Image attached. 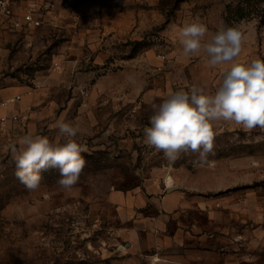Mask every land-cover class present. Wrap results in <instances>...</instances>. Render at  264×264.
Segmentation results:
<instances>
[{
    "label": "rangeland",
    "instance_id": "rangeland-1",
    "mask_svg": "<svg viewBox=\"0 0 264 264\" xmlns=\"http://www.w3.org/2000/svg\"><path fill=\"white\" fill-rule=\"evenodd\" d=\"M13 1L21 5L49 1L59 21L50 20L30 32L0 24V98L15 93L51 96L43 103L54 106L46 120L48 130H58L54 124L61 118L80 130L98 132L76 137L86 149L81 153L86 166L76 185L62 188L57 183L59 169L49 167L41 171L40 187L29 191L15 176L9 147L27 134L26 123L2 121L8 114L0 116V264H153V257H159L156 264H204V252L198 244L190 253L183 246L159 250L152 241L141 250L132 249L133 239L122 229L134 226V222L122 221L124 208L116 196L141 185L144 175L155 167L173 164L194 169L200 165L193 163L197 154H182L169 163L162 152L144 143L143 129L150 126L153 114L151 104L159 103L180 81L191 86L200 81L197 63L204 62V71L210 72L204 86L218 82L219 87L222 83V66L210 67L203 50L198 56L182 55L176 42L179 29L198 19L209 30L207 39L222 24L236 26L244 35L240 61L264 60V0ZM94 38L101 50L109 52L107 68L99 73H113L114 84L112 89L100 87L96 91L100 97L95 123L88 111L79 115L81 103L63 102L67 96L94 93L89 80L79 85L72 69L56 75L60 63L79 61L82 69L89 70ZM160 53L166 55L164 61L158 57ZM186 86L177 90H188ZM66 105L70 109L61 116ZM214 131V153L209 161H239L242 182L257 183L261 200L264 140L257 142L255 138L264 137V131L257 128L247 133L233 122H221ZM48 138L54 143L65 142L56 133ZM147 213L153 215L154 211ZM181 217L204 224L202 214ZM261 257L264 259V250Z\"/></svg>",
    "mask_w": 264,
    "mask_h": 264
},
{
    "label": "crops",
    "instance_id": "crops-1",
    "mask_svg": "<svg viewBox=\"0 0 264 264\" xmlns=\"http://www.w3.org/2000/svg\"><path fill=\"white\" fill-rule=\"evenodd\" d=\"M92 40L90 50L93 52V62L89 70L82 69L84 65L79 61L60 63L56 75L60 71L63 74L65 70L72 69L76 72L75 82L79 85L85 82L83 80H89L94 93L89 96H67L62 100L68 104L74 101L81 103L78 106L79 115L88 111V115L93 116L91 121L95 123L96 103L100 97L96 91L100 87L105 88V91L108 87L112 89L114 84L113 73H99L107 68L105 60L109 52L107 49L101 50L95 38ZM79 51V55H82L81 47ZM196 66L200 81L192 86L203 87L206 93L215 94L218 82H209L204 86V79L210 72L204 71V62L197 63ZM184 85H187L186 88L191 87L187 81H180L179 84H174L173 90ZM25 96L26 94L17 104L5 108V111L0 108V116L3 113L9 116L18 114V121L26 123L27 134L46 137L55 133L60 135L59 130L47 129L49 125L46 120L54 106H45L43 103L52 97L40 94ZM69 109L70 106H64L61 116L67 114ZM97 132L98 130H80L79 134L96 135ZM193 167L191 169L186 165L173 164L155 167L144 175L141 185L116 196L121 199L124 208L122 221L134 222V226L122 229V232L125 231L133 239L131 248L141 250L152 241L159 250L168 246H183L190 253L198 244L204 252V264H264L261 257L264 250V197L260 200L255 188L257 183L242 182L239 161L215 159L203 166ZM168 177L171 178V183H168ZM144 210L146 213L140 214ZM149 210H153L154 214L147 213ZM185 213L202 214L204 224L196 223L193 218L184 220L181 215ZM147 235L149 242L146 240ZM199 257L202 258L203 254Z\"/></svg>",
    "mask_w": 264,
    "mask_h": 264
},
{
    "label": "clouds",
    "instance_id": "clouds-1",
    "mask_svg": "<svg viewBox=\"0 0 264 264\" xmlns=\"http://www.w3.org/2000/svg\"><path fill=\"white\" fill-rule=\"evenodd\" d=\"M208 28L198 19L186 23L177 33V41L184 57L198 56L203 50L210 67L222 66V83L215 94L193 85L188 90H169L159 103H152L153 114L143 129L144 143L162 152L169 163L182 154H197L193 163H210L214 153V128L221 122H234L243 131H264V60L259 58L241 62L244 35L236 26L222 24L207 39ZM135 84L134 78L129 77ZM65 138L63 144L46 136L25 134L10 145L16 165L15 176L29 191L40 187L41 171L49 167L59 169L57 183L64 189L77 184L86 166L77 141L78 125L58 120L55 124ZM257 142L264 137L255 138ZM153 264L159 257H153Z\"/></svg>",
    "mask_w": 264,
    "mask_h": 264
},
{
    "label": "built area",
    "instance_id": "built-area-1",
    "mask_svg": "<svg viewBox=\"0 0 264 264\" xmlns=\"http://www.w3.org/2000/svg\"><path fill=\"white\" fill-rule=\"evenodd\" d=\"M0 24L4 27L17 31L30 32L50 20L59 21L57 12L53 9V4L49 1H33L27 4H17L13 0H0ZM162 61L166 55L160 53L158 56ZM23 97L22 93H17L0 98V108H9L17 104ZM2 121H17L18 114L4 115Z\"/></svg>",
    "mask_w": 264,
    "mask_h": 264
},
{
    "label": "bare ground",
    "instance_id": "bare-ground-1",
    "mask_svg": "<svg viewBox=\"0 0 264 264\" xmlns=\"http://www.w3.org/2000/svg\"><path fill=\"white\" fill-rule=\"evenodd\" d=\"M168 183H171V178L170 177H168Z\"/></svg>",
    "mask_w": 264,
    "mask_h": 264
}]
</instances>
